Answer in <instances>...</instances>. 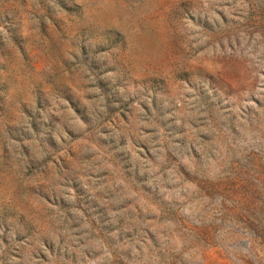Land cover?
Returning a JSON list of instances; mask_svg holds the SVG:
<instances>
[{
	"label": "rangeland",
	"instance_id": "1",
	"mask_svg": "<svg viewBox=\"0 0 264 264\" xmlns=\"http://www.w3.org/2000/svg\"><path fill=\"white\" fill-rule=\"evenodd\" d=\"M0 264H264V0H0Z\"/></svg>",
	"mask_w": 264,
	"mask_h": 264
}]
</instances>
